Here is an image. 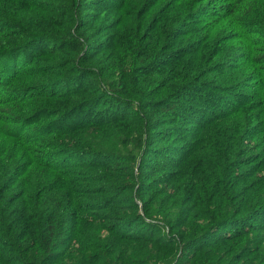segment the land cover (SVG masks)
<instances>
[{
	"label": "trees",
	"instance_id": "obj_1",
	"mask_svg": "<svg viewBox=\"0 0 264 264\" xmlns=\"http://www.w3.org/2000/svg\"><path fill=\"white\" fill-rule=\"evenodd\" d=\"M0 264H264V0H0Z\"/></svg>",
	"mask_w": 264,
	"mask_h": 264
},
{
	"label": "rangeland",
	"instance_id": "obj_2",
	"mask_svg": "<svg viewBox=\"0 0 264 264\" xmlns=\"http://www.w3.org/2000/svg\"><path fill=\"white\" fill-rule=\"evenodd\" d=\"M229 100L228 96L225 98H222V100H220L219 102L216 103V106H220L223 107L224 104ZM231 100V99H230Z\"/></svg>",
	"mask_w": 264,
	"mask_h": 264
}]
</instances>
